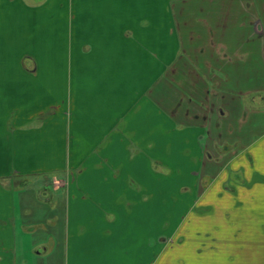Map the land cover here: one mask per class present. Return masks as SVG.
Returning <instances> with one entry per match:
<instances>
[{
    "label": "crops",
    "instance_id": "0c3cea01",
    "mask_svg": "<svg viewBox=\"0 0 264 264\" xmlns=\"http://www.w3.org/2000/svg\"><path fill=\"white\" fill-rule=\"evenodd\" d=\"M263 15L0 0V264H264ZM57 172L60 222L36 234L21 183Z\"/></svg>",
    "mask_w": 264,
    "mask_h": 264
},
{
    "label": "rangeland",
    "instance_id": "374dc122",
    "mask_svg": "<svg viewBox=\"0 0 264 264\" xmlns=\"http://www.w3.org/2000/svg\"><path fill=\"white\" fill-rule=\"evenodd\" d=\"M263 24L259 27L264 32V15L262 16ZM263 47H264V38H263ZM264 57V51H263ZM264 65V63H263ZM264 82V79H263ZM264 100V92L262 94ZM248 103H250V98L246 99ZM220 153L221 157L217 159V165L223 163V161L227 158L226 152H218ZM168 171L164 172L167 173ZM234 175L239 174V172L231 173ZM60 176L59 172L57 173H50L48 175L37 174L30 176L28 179L24 180L22 184V194L24 195V202L22 204V222L24 225L29 226L33 225L36 226L35 233H39V228L41 224H46L48 222H60V205L62 202V197L59 193V183L55 181V179ZM205 182L209 184L210 178L207 179L206 177L203 178ZM227 186V185H226ZM47 196L51 197L49 201H47ZM165 205L167 206V212L161 213L160 215V222L161 225L159 226L158 232L165 236L171 233L173 229V204L169 202L171 199L174 201V198H166ZM153 204V199H152ZM172 204V206H170ZM172 207V209H170ZM38 229V230H37ZM44 233L43 231L41 234ZM170 237H174V233L169 235ZM163 239V237L161 236Z\"/></svg>",
    "mask_w": 264,
    "mask_h": 264
}]
</instances>
